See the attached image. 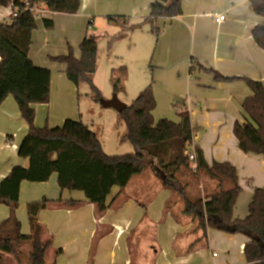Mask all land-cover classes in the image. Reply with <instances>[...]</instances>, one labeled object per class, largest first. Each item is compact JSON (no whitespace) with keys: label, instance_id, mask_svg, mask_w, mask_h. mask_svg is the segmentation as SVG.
<instances>
[{"label":"crops","instance_id":"crops-1","mask_svg":"<svg viewBox=\"0 0 264 264\" xmlns=\"http://www.w3.org/2000/svg\"><path fill=\"white\" fill-rule=\"evenodd\" d=\"M155 2L81 0L79 11L74 15L48 10L37 19L29 58L35 66L51 71L50 107L57 101L63 110L55 119L51 111L46 126L56 128L67 119L74 120L67 108H71L75 87L67 78L66 65L57 64L52 58L68 55L69 44L79 59L85 38L95 40L99 49L107 42L108 60L115 43L128 48L125 57L131 56L136 66L140 65L138 76L129 86H133L135 93L152 86L155 123L167 119L178 124L181 114L188 113L194 129L190 151L201 150L208 165L227 162L235 167L241 193L233 218L243 220L249 214L255 190L264 188L263 156L242 152L233 133L236 122H246L242 104L252 96V91L242 80L218 82L214 72L226 78H250L264 86V50L251 34L254 27L264 25V18L253 12L249 0H182L180 16L151 24L146 19ZM42 6L47 8L45 4ZM5 8L0 6V24L9 21ZM221 16L225 20L219 23L216 19ZM109 17L118 20L110 22ZM44 18L52 19L53 29L59 33L46 29ZM87 19L90 31L85 29ZM99 69L100 64L93 75L96 84ZM46 105L32 106L38 127H42ZM99 106L111 109L101 103ZM87 125L102 137L99 126L94 122ZM27 133L28 126L19 107L13 96H9L0 107V183L14 166H29L28 159L18 156V146ZM124 136L121 144L127 142ZM101 143L103 146L102 140ZM179 178L192 198L216 192L215 181L203 174L196 177L183 170ZM43 198L49 204L39 214V223L44 229L42 241H52L45 264H140L145 259L148 264H247L244 247L248 239L243 235L209 229L207 246L200 244L202 247L196 248L194 243L201 236L200 231L182 215L181 199L163 189L152 168L133 177L124 192L114 188L105 212L89 203L82 192L62 191L56 174L45 183L23 182L17 211L22 223V210H27V204ZM71 202L77 204L71 205ZM158 202L160 206L153 210ZM147 208L152 209L150 217ZM9 214V209L0 205V222ZM26 218L22 226L24 234L30 232ZM214 249L222 253L216 259L210 256L211 252L216 254Z\"/></svg>","mask_w":264,"mask_h":264},{"label":"trees","instance_id":"trees-1","mask_svg":"<svg viewBox=\"0 0 264 264\" xmlns=\"http://www.w3.org/2000/svg\"><path fill=\"white\" fill-rule=\"evenodd\" d=\"M31 5L45 4L56 14L74 15L81 0H28ZM253 12L264 18V0H249ZM19 0H0V6ZM182 0H156L146 19L155 24L159 19H172L182 14ZM110 22L117 18L109 17ZM46 29L54 28L52 19L44 18ZM37 28V19L31 11L22 10L18 17L0 24V107L13 96L28 133L18 146V156L29 160V166L16 165L0 183V205L10 210L9 217L0 222V264H45L52 241L43 242L44 229L39 214L47 209L49 200L43 198L27 204L30 232H22L17 218L23 182L45 183L56 174L62 191L82 192L100 212L109 208L108 197L114 188L124 192L131 179L152 168L163 189L178 195L183 203L182 215L191 222L201 236L194 245L207 246L208 230L243 235L248 241L244 247L247 264H264V188L255 190L249 205V214L243 220H234L233 211L241 193L237 171L227 162L208 165L201 150H195L196 161L190 159L194 129L188 113L181 114V122L167 119L155 123L153 111L156 101L152 86L118 113V121L125 127V140L133 152L120 156L107 155L98 135L82 121L65 120L60 127H38L35 124L36 104H48L51 96V71L34 65L29 58L31 37ZM256 44L264 50V25L251 31ZM77 59L72 49L69 54L52 58L66 65L68 80L76 88L82 83L90 86L92 97L100 102L101 91L93 82L97 70L98 44L85 38ZM213 72V71H212ZM115 92L123 90L125 68L112 70ZM218 82L242 80L252 91L242 104L245 123L236 122L233 133L239 149L264 158V86L250 78H226L214 72ZM196 165L194 170L192 167ZM186 170L196 177L203 174L216 183V192L192 198L181 182L180 172ZM71 202V205H76Z\"/></svg>","mask_w":264,"mask_h":264},{"label":"rangeland","instance_id":"rangeland-1","mask_svg":"<svg viewBox=\"0 0 264 264\" xmlns=\"http://www.w3.org/2000/svg\"><path fill=\"white\" fill-rule=\"evenodd\" d=\"M89 21L90 20L87 19V23L85 26V29H87V31L88 30L90 31ZM52 31L59 33L56 28L52 29ZM64 38H66V36H64ZM155 39H156L155 40V44H156L157 38L155 37ZM132 42H133L132 46L134 47V39ZM102 44L100 46V49L98 46L97 66L98 64H100V69L96 76V82L98 85L94 81L93 82L95 86L101 91L103 99H109V98L111 99L114 96V94H117V97L129 106L140 95V93H135L133 86L132 87L129 86V84L134 82L135 78L138 76L140 72V65L136 66V62L135 60H132L131 56L126 55L127 57H125V52L128 48L124 49L118 46L117 43H115L114 45L112 57L110 58V60H108L107 59L108 57L107 42L104 46ZM68 46L69 44H67V49H70L71 47H68ZM152 49H153V45H152ZM152 49H151V52H152ZM125 66L128 69V73L126 74V77L123 80V88L125 85V90H121L118 93H115L113 91L114 89L112 85V73L111 72L113 69H119V68L126 69ZM72 85L75 87L74 84ZM92 96L93 95L90 90V86L87 83H82L79 86V88L75 87L73 99H71V108L70 109L67 108L68 114H72V116L74 117V120H79V121L82 120V122L85 124H91L92 122H94L96 126H99L101 128L100 134L102 135V137L99 139L100 141L102 140L104 144L102 147L104 148L103 150L105 153L109 152L110 155L115 154L114 156H120L123 154L132 153L133 147L128 142L121 144V138L125 134V127L124 125L119 123L117 111L113 110L112 108L109 110L101 109L99 106L100 102H96ZM50 103H51V96H50V102L46 105V108H44L42 112L41 123H40L42 127L46 126L48 115L49 113H51V111H52V115L54 119L59 117L61 115V111H63L62 107L58 104L57 101H54V105L52 107H50ZM31 185H36V184H31ZM156 203L153 205V210L157 208L158 206H160L159 202L158 204ZM22 211H23L24 223H22L21 219H19L18 217L19 210L17 212V218L21 222V226L25 224V221L27 219L26 218L27 210H22ZM146 213H148V216L150 217V214H152V209L147 208ZM163 224H165V222ZM214 252L216 253L215 255H213L212 252L210 253V256L212 259L214 258L216 259L222 254L220 250H217V249H214ZM205 257L206 259L209 258L206 252H205ZM145 260H140V264H148ZM156 261L157 263H159V257H157ZM8 264L10 263L8 262Z\"/></svg>","mask_w":264,"mask_h":264},{"label":"built area","instance_id":"built-area-1","mask_svg":"<svg viewBox=\"0 0 264 264\" xmlns=\"http://www.w3.org/2000/svg\"><path fill=\"white\" fill-rule=\"evenodd\" d=\"M20 4L11 3L9 6L5 8V15L8 20L14 19L19 16L22 10H29L32 12L36 19H41L46 13H48V8H44L42 4L31 5L28 0H19ZM225 20V17L221 16L216 19L217 22H222ZM190 159L191 161H196L195 152H191ZM196 169V165H194V170Z\"/></svg>","mask_w":264,"mask_h":264},{"label":"water","instance_id":"water-1","mask_svg":"<svg viewBox=\"0 0 264 264\" xmlns=\"http://www.w3.org/2000/svg\"><path fill=\"white\" fill-rule=\"evenodd\" d=\"M100 103L105 108L115 109L118 113H121L127 108V105L121 102L116 95H114L110 100L102 99Z\"/></svg>","mask_w":264,"mask_h":264}]
</instances>
